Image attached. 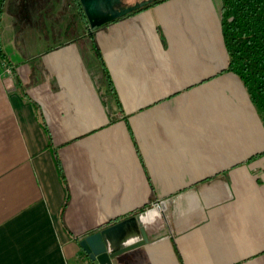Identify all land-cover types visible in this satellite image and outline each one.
<instances>
[{
    "label": "crops",
    "instance_id": "0c3cea01",
    "mask_svg": "<svg viewBox=\"0 0 264 264\" xmlns=\"http://www.w3.org/2000/svg\"><path fill=\"white\" fill-rule=\"evenodd\" d=\"M25 1L1 27L0 264H94L80 241L133 216L149 243L114 264H264V124L225 72L222 0L96 32Z\"/></svg>",
    "mask_w": 264,
    "mask_h": 264
},
{
    "label": "trees",
    "instance_id": "16d2710c",
    "mask_svg": "<svg viewBox=\"0 0 264 264\" xmlns=\"http://www.w3.org/2000/svg\"><path fill=\"white\" fill-rule=\"evenodd\" d=\"M6 1L0 0V60L8 64L1 35ZM160 2L161 0H157L154 4ZM222 3V30L229 55V66L225 72L234 74L240 79L264 124V0H222ZM74 4L81 15H84L80 1L75 0ZM152 5L134 13L144 11ZM105 74L109 79L106 70ZM44 127L51 142V133L45 124ZM61 164L57 158V166L64 180Z\"/></svg>",
    "mask_w": 264,
    "mask_h": 264
},
{
    "label": "water",
    "instance_id": "95a60500",
    "mask_svg": "<svg viewBox=\"0 0 264 264\" xmlns=\"http://www.w3.org/2000/svg\"><path fill=\"white\" fill-rule=\"evenodd\" d=\"M79 1L90 30L96 32L110 23L154 4L157 0H147L122 9H116L121 0ZM148 243L149 239L141 217L133 216L86 236L80 241V247L93 263L114 264L115 259Z\"/></svg>",
    "mask_w": 264,
    "mask_h": 264
},
{
    "label": "rangeland",
    "instance_id": "374dc122",
    "mask_svg": "<svg viewBox=\"0 0 264 264\" xmlns=\"http://www.w3.org/2000/svg\"><path fill=\"white\" fill-rule=\"evenodd\" d=\"M71 1L75 3V0H26L25 5L30 8L40 7L42 10H45L46 13L44 15H47L46 19L50 22L52 14H54V8L58 9V7H62L65 15L67 4L71 5ZM144 1L146 0H121L124 8L133 7Z\"/></svg>",
    "mask_w": 264,
    "mask_h": 264
},
{
    "label": "built area",
    "instance_id": "2783aa9c",
    "mask_svg": "<svg viewBox=\"0 0 264 264\" xmlns=\"http://www.w3.org/2000/svg\"><path fill=\"white\" fill-rule=\"evenodd\" d=\"M4 70H5V73L6 75L9 76V78H11V87L13 88H17L16 84L14 85V70L12 67H4ZM166 208V204H165V200H160V201H157L155 202L153 205H152V209L153 211H156V212H162L164 211ZM94 264H98V263H94Z\"/></svg>",
    "mask_w": 264,
    "mask_h": 264
},
{
    "label": "flooded vegetation",
    "instance_id": "af4514ba",
    "mask_svg": "<svg viewBox=\"0 0 264 264\" xmlns=\"http://www.w3.org/2000/svg\"><path fill=\"white\" fill-rule=\"evenodd\" d=\"M146 1H147V0H146ZM122 8H124L122 2H121V4H120L119 6H116V9H122ZM83 13H84V12H83Z\"/></svg>",
    "mask_w": 264,
    "mask_h": 264
}]
</instances>
